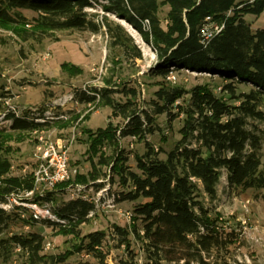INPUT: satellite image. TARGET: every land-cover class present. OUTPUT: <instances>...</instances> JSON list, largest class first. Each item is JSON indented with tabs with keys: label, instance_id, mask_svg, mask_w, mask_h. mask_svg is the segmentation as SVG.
<instances>
[{
	"label": "trees",
	"instance_id": "1",
	"mask_svg": "<svg viewBox=\"0 0 264 264\" xmlns=\"http://www.w3.org/2000/svg\"><path fill=\"white\" fill-rule=\"evenodd\" d=\"M96 3L129 23L152 45L159 59L155 74L162 81L150 101L152 112L140 107V91L127 81L115 87L109 83L101 89L75 91L82 103L110 106L111 115L121 118L123 124L84 128L91 170L78 172L58 189L96 182L107 176L101 168L108 166L128 188L119 198L135 202L132 221L126 226L114 225L109 233L96 230L81 236L73 229L80 242L59 253H46L45 237L36 231L4 235L15 221L26 226L37 223L1 207L8 194L32 187L31 178L9 175L8 134L47 125V121L31 117L32 108L19 115L9 109L5 119L12 121L11 126L0 124V264H108L109 234L118 238L119 246H125L116 264H228L232 248L240 241L239 232L225 227L204 199L216 198L223 171H227L230 189L264 190V27L255 29L247 20L248 15L264 14V0H0V25H31V34L43 38L56 30L98 33L105 27L111 45L122 55L142 59V50L124 25L107 15L102 21L90 15L88 9ZM164 6L169 9L163 18L160 10ZM22 10L36 16L30 19ZM213 23L224 24V28L207 36L205 27ZM64 66L71 75L83 73L77 65ZM175 69L217 74L224 77L225 84L219 94L209 84L186 89L167 79ZM239 84L252 87L238 91ZM6 96L0 92V98ZM163 114L169 120L182 116L181 137L170 150L160 147L156 151L147 136L159 130L157 117ZM126 137L145 141L146 151L136 155L138 171L128 165L129 154L120 143ZM161 152L166 158L159 157ZM51 195L46 198L53 200ZM93 211L95 204L82 198L58 209L54 206L59 219L74 226ZM62 221L45 222L61 226ZM135 242L143 253V263L137 260ZM84 250L95 262L69 260ZM17 251L24 257L20 263L12 262Z\"/></svg>",
	"mask_w": 264,
	"mask_h": 264
},
{
	"label": "rangeland",
	"instance_id": "2",
	"mask_svg": "<svg viewBox=\"0 0 264 264\" xmlns=\"http://www.w3.org/2000/svg\"><path fill=\"white\" fill-rule=\"evenodd\" d=\"M168 9V6L161 8V17H165ZM22 11L30 19L36 16L30 10ZM88 12L95 20L102 21L103 16L107 15L109 19L124 25L142 50L143 58L133 60L122 55L119 48L111 45L105 27L98 33L90 30H56L43 38L31 34L33 29L31 25L24 28L0 25V92L7 95L6 98H0V124L8 128L11 126L12 121L5 119V113L11 105L19 110L20 114L32 108L34 115L31 114V117L47 121V125L39 130H44L53 138L71 137L76 133L70 157L72 166L81 173H88L91 170L87 135L82 133L83 129L104 128L109 122L122 126L123 120L111 115L110 106L78 101L75 91L101 89L109 83L115 87L127 81L139 89L140 107L152 112L153 106L150 101L158 89L157 83L162 81V77L155 74L159 62L157 54L137 30L115 14L106 13L101 3H96ZM247 20L255 29L264 27V14L248 15ZM65 64L77 65L83 69V73L71 75ZM174 75L176 82L170 83L186 89H191L196 84H209L219 94L218 88L225 84L224 77L217 74L175 69ZM251 87L250 84H239L238 91H248ZM116 97L120 99L121 95L116 94ZM60 115H65L66 118H60ZM181 117L175 120H169L165 114L157 117L159 130L147 136V140L156 147V151L160 147L170 150L181 137L179 133L183 123ZM8 135L7 143L10 146L9 156L12 164L33 166L36 149L34 130L10 132ZM120 143L129 154L128 165L132 170L138 171L136 155L146 151L145 141L126 137L121 139ZM107 152L111 153L109 150ZM262 155L264 169V147ZM159 157L166 158L165 152H161ZM101 169L107 176H102L96 182L90 180L88 183H81L85 186L81 193L87 196L82 199L95 204V211L89 214L86 221L77 226L65 221L61 226L51 225L45 221L26 226L22 221H15L4 235L36 231L44 235L45 244L52 243L51 249L45 248L46 253H59L73 249L74 245L80 242L79 236L71 232L73 229L84 236L96 230L109 233L114 225H129L132 218L129 219L127 213H131L132 216L135 202L121 200L119 195L128 188L120 183V176L112 172L111 168L103 166ZM9 175L19 176L20 173L10 171ZM95 183H103V186L97 188ZM50 194L57 209L71 200L81 198L72 196V192L67 189H58ZM204 203L214 215L221 218L225 227L234 228L239 232L240 241L232 248L227 263L264 264V190L230 189L227 171H223L216 198L206 197ZM29 215L30 212H26L25 218H29ZM119 245L118 238H113L109 234L108 264H116V260L123 255L125 246ZM133 246L138 251L137 260L143 263L144 256L139 250L138 242ZM19 253L18 251L15 253L12 262L20 263L24 260ZM69 260L95 262L92 255L85 250L73 254Z\"/></svg>",
	"mask_w": 264,
	"mask_h": 264
},
{
	"label": "built area",
	"instance_id": "3",
	"mask_svg": "<svg viewBox=\"0 0 264 264\" xmlns=\"http://www.w3.org/2000/svg\"><path fill=\"white\" fill-rule=\"evenodd\" d=\"M145 24L148 25L149 21L146 20ZM223 28L224 24L213 23L205 27L204 33L210 36L212 33L221 32ZM167 79L176 82L174 70L170 72ZM221 89V87L218 88L219 91ZM9 108L18 115L20 114L14 106L10 105ZM61 117H65V115H60ZM34 132L36 134V149L33 166L12 164L10 169L13 173L19 172V176L23 179L31 178L32 187L22 188L8 194L6 200L1 203V207L8 212H19L23 218L26 217V212H30L29 219L35 222H59L62 220L54 212L53 200H48L46 196L50 192L57 191L59 184L69 182L79 172L72 166L70 157V149L76 139V133L71 137L53 138L44 130L35 129ZM118 134L120 135V132ZM132 138L136 139V137ZM83 188L85 186L81 184H69L65 187L72 192V196L86 198L87 196L81 193ZM127 216L129 219L132 218L131 213H127ZM45 248L51 249L52 243H47Z\"/></svg>",
	"mask_w": 264,
	"mask_h": 264
}]
</instances>
